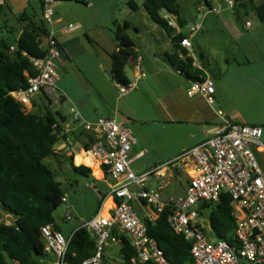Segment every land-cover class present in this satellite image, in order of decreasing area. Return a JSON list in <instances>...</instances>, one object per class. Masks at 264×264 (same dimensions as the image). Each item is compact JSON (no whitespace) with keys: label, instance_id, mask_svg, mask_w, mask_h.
<instances>
[{"label":"built area","instance_id":"2783aa9c","mask_svg":"<svg viewBox=\"0 0 264 264\" xmlns=\"http://www.w3.org/2000/svg\"><path fill=\"white\" fill-rule=\"evenodd\" d=\"M54 2H41L42 18L48 26V33L41 38L45 55L34 57L22 51L30 59L36 74L31 76L26 73L28 86L9 92L25 112L32 110L31 98L36 93L42 92L48 100L55 102L62 100L64 95L57 85V59L61 49L51 28ZM225 2L230 8L240 0ZM4 3L0 0L1 5ZM219 9L210 8L217 13ZM163 18L175 28L171 13L165 12ZM66 28L70 30L74 25L68 24ZM200 28V24H195L191 30L196 32ZM179 45L186 51V56L193 57V65L201 68L194 56L190 37H183ZM13 50L14 46H11L10 51ZM178 55L182 56L181 50ZM133 70L135 77L132 80L125 84L115 82L119 96L133 90L138 80L146 75L140 56L133 61ZM214 91V81L206 74L205 77L189 80L186 93L188 96L201 94L211 104L215 101ZM70 113V121L61 123L53 150L72 154L70 135L79 131L82 142L77 152L97 164L103 180L109 179L106 197L101 200L95 214L82 225L90 232L95 250L81 264H102L106 248L120 244L123 236L129 239L134 249V256L130 259L132 264H172L157 241L148 234L146 226V222L156 221L164 212L170 228L190 243V264H264V169L256 157L260 146L264 152L260 125L233 121L217 110L220 121L208 127L209 137L205 141L187 150L170 167L164 165L136 174L131 169L129 153L136 140L125 120L117 116L85 120L74 104ZM56 126L54 123L53 128ZM86 144L89 146L86 147ZM72 155L75 156L74 153ZM175 170L186 175L184 194L164 199L162 191L170 184ZM86 185L95 188L94 183ZM222 193L231 198V213L235 220L233 240L230 242L213 240L207 235L206 225L209 222L198 209L200 204L219 201ZM108 197L111 205L104 208ZM134 203L140 206L141 213L134 209ZM66 206L65 220H70L73 206ZM12 222L6 220L4 223ZM40 231L46 257H51L47 264H71L66 260L69 238L52 224L41 226Z\"/></svg>","mask_w":264,"mask_h":264},{"label":"trees","instance_id":"16d2710c","mask_svg":"<svg viewBox=\"0 0 264 264\" xmlns=\"http://www.w3.org/2000/svg\"><path fill=\"white\" fill-rule=\"evenodd\" d=\"M204 1L210 6L209 0ZM41 2L42 0L39 8L41 16L38 19H33L24 12L19 14L18 19L26 23L14 44L0 40V206L13 217L11 224L0 222V264H37L46 257L41 226L52 224L60 230L54 221L53 211L63 202L65 192L60 181L56 179L55 171L51 170L44 159L58 155L53 149L64 118L50 109V102L45 96L42 112H25L20 103L9 94L12 90L28 86L26 73L31 76L36 74L30 59L22 51L34 57L45 55L41 38L48 33V26L42 18ZM128 5L133 10L138 8L134 0H129ZM1 6L0 4V8ZM143 7L151 20L168 35L172 29L163 18L165 12L174 14L179 26L185 25V21L179 16L177 0H144ZM252 9L263 21L264 1L258 5L252 4ZM183 37L185 36L182 32L171 37L173 53L167 55L170 64L188 80L205 77L204 70L194 66L193 57L186 56V51L179 45ZM112 38L116 49L110 54L111 66L108 74L113 81L125 84L129 81L125 67L136 57L135 46L121 27L112 31ZM11 46H14L12 52ZM179 50L182 52L181 57L178 55ZM54 123L57 124L56 128H53ZM65 160L75 172L87 177L91 175L88 166L74 165L70 156H66ZM106 195L107 193L102 194L101 198ZM100 203L101 199L98 208ZM198 209L202 214L209 210V227L216 239L228 242L233 240L235 220L231 213V198L227 193H222L219 201L213 204H200ZM146 226L148 234L157 241L172 264L191 263L190 243L182 234L170 228L166 212L156 221L146 222ZM67 238L69 241L66 260L69 263L81 264L94 253V240L84 226L74 229ZM119 253L124 264H132L130 259L134 256V249L129 239L124 236L121 238Z\"/></svg>","mask_w":264,"mask_h":264},{"label":"crops","instance_id":"0c3cea01","mask_svg":"<svg viewBox=\"0 0 264 264\" xmlns=\"http://www.w3.org/2000/svg\"><path fill=\"white\" fill-rule=\"evenodd\" d=\"M263 1L241 0L238 6L246 13L248 9H252V4L258 5ZM4 4H6V1ZM38 6L40 8V0H38ZM84 6L86 8L78 3L69 4L65 7L60 6V8L55 6L53 11L55 15L51 28L61 49L57 64L63 70L62 75L58 74L57 85L59 91L64 95L60 101H48L50 102V109L58 112L64 118L63 122L70 121V107L73 104L78 108L82 119L91 121L100 117L113 116L124 120L122 116L134 115L137 112L142 113L146 107L148 108V106L153 104L157 111L158 119L151 120L161 124L160 127L163 130L166 129L168 131L169 129L170 139L172 136L180 137L181 140L182 138L187 139L184 144L179 146L176 151L174 150L166 159L171 160L178 156L180 152L187 151L205 141L209 137L208 127L220 121L217 110H221L224 116L233 121L260 125L262 127L261 139L263 138L264 144V39L252 40L254 32L250 33V35L246 34V38L239 44L243 59L238 61L235 57H231V61H229V58H226L223 64H219L222 66L219 67L217 72L221 71V73H217V79L212 78L215 86L213 94L215 101L211 104L201 94L188 96L186 90L189 86V80L174 68L171 69L169 64H165L163 68H160L153 61L146 59V64L144 65V56L135 47L136 56L141 57V67L146 75L138 80L137 86L133 90L123 96H119L116 87L114 86L115 90L113 88V83L115 82L110 79L108 74L111 66L110 54L116 49L111 28L107 25V22L106 25L97 22L91 23L89 17H87L90 14H94L96 9L98 10L100 6L98 0H88L87 5ZM202 16L199 17V20ZM172 19L175 22V28L171 27V34L168 35L164 29L160 32L161 35L165 34L168 37V45L163 49L165 57L173 53L171 41L173 35L182 32L185 37H190L191 40L195 33L191 30L195 24L190 26L193 21L185 24V27L190 28V30H183L181 26L180 28L176 27V23L178 24L176 17L172 15ZM25 23L19 24L20 28L16 38ZM68 24H73L74 28L68 30L66 28ZM201 29L202 27L199 30ZM133 61L130 63L132 69ZM197 64L207 75L212 77L210 69L206 67L202 58L197 59ZM106 68L108 69L106 70ZM159 71H164L167 74L165 89L161 95L153 94V99L146 100L147 97L143 96L146 93L145 89L149 86L152 80L151 77L156 76ZM147 72H149L150 78H147ZM74 75L81 76L82 80L76 83L68 82V79ZM175 75H181L183 80ZM134 77L135 71L133 70L132 76H128V78L132 80ZM43 96L45 94L42 92L32 95L31 111L42 112ZM91 100L100 102L99 110ZM39 102L42 103V106ZM54 106L56 107L53 108ZM173 132H175L176 136ZM70 139L72 141L70 148L75 156L65 151L58 152V155L55 158L53 157L56 163L60 164L62 160H65L66 156H70L74 165H80L79 163H81L90 168L91 175L88 177L96 178L98 181L107 184L109 179L103 180L101 176L100 178L95 177L93 167L91 165L90 167L88 162H86L87 159L94 162L93 160L80 152L76 155L75 150L79 147V143L82 142L80 132H73L70 135ZM168 142L170 144L172 142L177 143L174 139ZM138 144L136 140L129 152L132 158L131 166L134 162L142 160L147 152L145 147H138ZM261 148L260 146L257 154L261 157V162H259L264 169V152L261 151ZM132 151L135 152L131 156ZM76 156H83L84 160L76 163ZM95 166L101 175L96 163ZM157 166H159L157 163H141V169H134V167H131V169L136 174H142ZM174 173L179 176L184 175L179 170H175ZM100 199L102 200L101 196ZM48 258L50 259L51 257Z\"/></svg>","mask_w":264,"mask_h":264},{"label":"rangeland","instance_id":"374dc122","mask_svg":"<svg viewBox=\"0 0 264 264\" xmlns=\"http://www.w3.org/2000/svg\"><path fill=\"white\" fill-rule=\"evenodd\" d=\"M6 4L0 8V40L4 39L9 43H15L17 32L20 28L19 14H25L38 19L41 16L38 6V0H5ZM129 0H98L100 5L94 14H90L89 21L91 23H104L111 28V33L117 27L124 29L131 37L135 48L138 49L140 54L144 56V65L146 59L153 61V63L160 68L165 64H169L170 68H174L168 61L167 55L165 57L164 50L168 45L167 35H161L162 28L154 23L148 13L143 7L144 0H134L138 9L133 10L128 5ZM210 6L204 0H177L179 5V16L189 23L195 21L198 15H203L197 24L202 27L194 33L191 42L193 44L194 56L197 59H203L206 67L210 69L213 79H217V70L225 62L226 58L235 57L236 60L243 59L242 52L240 51L239 44L246 38V34L254 32L252 40L264 39V20L259 19L254 9H248L245 13L241 7L235 5L234 7H227L225 0H209ZM73 2V3H71ZM75 1H55L52 5L53 11L55 6L65 7L69 4H81L83 7L87 5L82 2ZM59 4V5H58ZM68 4V5H67ZM220 6V7H219ZM220 8L219 12L210 10V8ZM86 8V7H85ZM55 13L53 14L54 17ZM92 15V16H91ZM248 22L249 24H247ZM126 24V26H125ZM176 27L180 26L176 23ZM183 30H190L185 25L182 26ZM159 41V42H158ZM147 56V57H146ZM149 58V59H148ZM151 64V63H150ZM108 68H106L107 70ZM128 76H132L133 69L131 64L128 63L125 67ZM58 74L62 75L63 70L57 67ZM221 73V71H219ZM218 73V74H219ZM108 76V75H107ZM181 80V75H175ZM110 77V76H109ZM147 72V78H150ZM167 74L159 71L156 76L151 77L149 86L145 89L146 93L143 96L147 97L146 100L153 99L154 95H161L165 89ZM111 79V78H110ZM82 80L81 76L74 75L68 79L70 83H76ZM115 82V81H113ZM115 90V83H113ZM116 92V91H115ZM142 97V96H141ZM39 100V99H38ZM94 105L100 109V102L98 100H91ZM42 106V103L39 102ZM54 106L53 108H55ZM43 109V106H42ZM126 121V126L130 129L133 137L138 141V147H145L147 149L145 157L136 161L131 167L134 169H141V163H157L159 166H168L179 159L183 153L180 152L178 156L171 160L168 156L179 146L187 141L186 138L173 137L170 139V130H163L161 124L155 123L151 119H158L157 111L152 104L146 107L144 112L137 114L122 116ZM175 135V132H173ZM176 136V135H175ZM176 140L177 143L170 144V140ZM263 143V138L261 139ZM76 155L79 154L75 150ZM132 151L131 156L134 154ZM258 161L261 162V157L256 153ZM55 158V157H54ZM53 157H46L44 162L49 165L52 171L56 173V179L60 181L61 188L65 192V201H63L54 211L53 217L55 223L60 228V231L65 237H69L71 232L76 227L83 225L84 221L91 218L98 209L100 196L106 194L108 191L107 184L98 181L96 178L87 177L75 172L67 160H62L60 164L56 163ZM84 160L81 156L79 162ZM77 163V156L75 157ZM81 164V163H79ZM85 165V164H84ZM86 166V165H85ZM184 174V173H183ZM186 175H173L170 184L163 189L162 197L166 199L170 196H179L184 194V186L186 183ZM87 184L94 183L95 188L87 186ZM66 204L72 205V218L65 220L67 212ZM134 209L141 213L142 210L137 203H134ZM209 210L202 214L208 220ZM9 220L13 221V217L7 214L0 206V222ZM207 235L215 240V235L211 231L209 225H206ZM120 244L115 243L106 248L103 254L102 264H124L123 259L119 253ZM48 257L42 258L37 264H47Z\"/></svg>","mask_w":264,"mask_h":264},{"label":"bare ground","instance_id":"6f19581e","mask_svg":"<svg viewBox=\"0 0 264 264\" xmlns=\"http://www.w3.org/2000/svg\"><path fill=\"white\" fill-rule=\"evenodd\" d=\"M80 158H81V156H77V163L79 162ZM86 162H88V164L91 165V166L93 167V174L95 175V177L100 178L101 175H100L99 172L97 171L96 166H95V163L92 162V161H90L89 159H87ZM99 171H100V170H99ZM110 205H111V202H110V199L108 198V200H106V201L104 202L103 207L106 208V207H108V206H110Z\"/></svg>","mask_w":264,"mask_h":264},{"label":"water","instance_id":"95a60500","mask_svg":"<svg viewBox=\"0 0 264 264\" xmlns=\"http://www.w3.org/2000/svg\"><path fill=\"white\" fill-rule=\"evenodd\" d=\"M172 15L175 16L174 14H172ZM200 16H201V14L198 15V18H196L195 21L192 22V23L190 24V26H192V25L198 23V21H199V17H200ZM187 25H189V24H187ZM175 175H178V174L176 173ZM186 182H187V181H186Z\"/></svg>","mask_w":264,"mask_h":264}]
</instances>
